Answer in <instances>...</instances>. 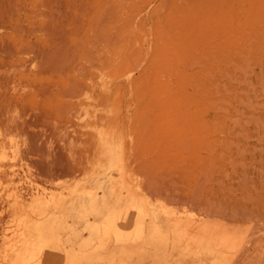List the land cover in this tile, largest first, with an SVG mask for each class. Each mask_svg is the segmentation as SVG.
<instances>
[{"label": "rangeland", "instance_id": "1", "mask_svg": "<svg viewBox=\"0 0 264 264\" xmlns=\"http://www.w3.org/2000/svg\"><path fill=\"white\" fill-rule=\"evenodd\" d=\"M102 133L146 197L198 216L207 260L264 264V0H0L18 189L27 173L67 199Z\"/></svg>", "mask_w": 264, "mask_h": 264}, {"label": "bare ground", "instance_id": "2", "mask_svg": "<svg viewBox=\"0 0 264 264\" xmlns=\"http://www.w3.org/2000/svg\"><path fill=\"white\" fill-rule=\"evenodd\" d=\"M99 145L97 172L66 199L33 185L24 172L18 180L26 194L24 185L18 189L11 178L17 169L6 162L15 158L3 162L8 149L0 143V216L7 211L11 219L0 233V264H220L200 250L197 215L146 197L112 134H100Z\"/></svg>", "mask_w": 264, "mask_h": 264}]
</instances>
